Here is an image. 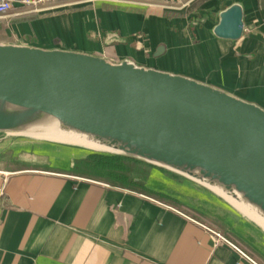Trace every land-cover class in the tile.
<instances>
[{
  "label": "crops",
  "instance_id": "crops-1",
  "mask_svg": "<svg viewBox=\"0 0 264 264\" xmlns=\"http://www.w3.org/2000/svg\"><path fill=\"white\" fill-rule=\"evenodd\" d=\"M233 3L244 12L236 41L212 31ZM42 6L30 23L38 41L27 40L28 23L12 20L8 39L0 42L113 62L128 58L264 108V0H57ZM92 153L0 134V264H264V230L214 193L147 164L145 179L165 184L176 205L136 187L140 179L121 183L90 174Z\"/></svg>",
  "mask_w": 264,
  "mask_h": 264
},
{
  "label": "water",
  "instance_id": "water-1",
  "mask_svg": "<svg viewBox=\"0 0 264 264\" xmlns=\"http://www.w3.org/2000/svg\"><path fill=\"white\" fill-rule=\"evenodd\" d=\"M212 31L240 40L242 5L222 10ZM0 134L168 170L264 230V108L212 84L128 58L0 42Z\"/></svg>",
  "mask_w": 264,
  "mask_h": 264
},
{
  "label": "rangeland",
  "instance_id": "rangeland-1",
  "mask_svg": "<svg viewBox=\"0 0 264 264\" xmlns=\"http://www.w3.org/2000/svg\"><path fill=\"white\" fill-rule=\"evenodd\" d=\"M48 4V3H47ZM44 5V4H42ZM40 5L36 8H32V7H23L22 9H20L19 11L20 12H24V13H21V14H18V15H15L17 14V9H13L9 14L8 16L4 17L1 19V25L0 26V39L4 38V39H8L7 35V30L9 29V22H11L12 20L16 19V18H22L20 20H17L16 22L17 23H21V22H25V23H28L29 24V27H30V30H29V33H28V36H27V40L28 41H33V42H36L39 40L37 34L35 31H33L32 27L30 26V23L32 22H36L37 19H38V14H39V10L40 8H42L43 6ZM33 25V24H32ZM11 36H15L16 33H9ZM17 36V35H16ZM68 36V35H66ZM13 39L14 37H10L9 39ZM22 41V40H21ZM126 164L129 166V173H130V177L134 180H139V182H137L136 184V187H139L140 189H142L143 191H146L147 193H150V194H153L165 201H170V199L174 198L173 197V192L171 191V193L169 192H165L164 190L166 189V187L164 186L165 184H163L162 182L159 183V181L157 179L153 180V181H149L147 179H145V177H147V172H146V169L145 168H148L146 166H149L143 162H139V161H135V160H127L126 161ZM131 166V167H130ZM90 173V171H89ZM97 176V175H96ZM143 180H146L147 183H145V181ZM111 181H118V182H121L119 181V179H113ZM162 184V185H160ZM146 187V188H145ZM167 188H170V187H167ZM171 190H174V188H171ZM176 193H179V192H176ZM167 194V197L168 199L164 196ZM168 195H171V196H168ZM189 199V198H187ZM191 200V198L189 199ZM172 202L173 204H176L175 202L176 201H170ZM181 202V201H180ZM178 202V203H180ZM182 203V202H181ZM178 205V204H176Z\"/></svg>",
  "mask_w": 264,
  "mask_h": 264
},
{
  "label": "trees",
  "instance_id": "trees-1",
  "mask_svg": "<svg viewBox=\"0 0 264 264\" xmlns=\"http://www.w3.org/2000/svg\"><path fill=\"white\" fill-rule=\"evenodd\" d=\"M20 19L22 18H16L14 21ZM0 26H2L1 19ZM92 152L87 162L90 174L105 177L110 180L119 179L121 183H132L133 180L130 177L129 166L126 164V161L133 159L95 151Z\"/></svg>",
  "mask_w": 264,
  "mask_h": 264
},
{
  "label": "built area",
  "instance_id": "built-area-1",
  "mask_svg": "<svg viewBox=\"0 0 264 264\" xmlns=\"http://www.w3.org/2000/svg\"><path fill=\"white\" fill-rule=\"evenodd\" d=\"M57 0H0V19L8 16V14L16 7H32L36 8L42 4L54 3ZM24 12H18L21 14ZM221 238L219 234H216Z\"/></svg>",
  "mask_w": 264,
  "mask_h": 264
},
{
  "label": "bare ground",
  "instance_id": "bare-ground-1",
  "mask_svg": "<svg viewBox=\"0 0 264 264\" xmlns=\"http://www.w3.org/2000/svg\"><path fill=\"white\" fill-rule=\"evenodd\" d=\"M16 136V135H15ZM21 137V136H20ZM11 138V137H10Z\"/></svg>",
  "mask_w": 264,
  "mask_h": 264
}]
</instances>
